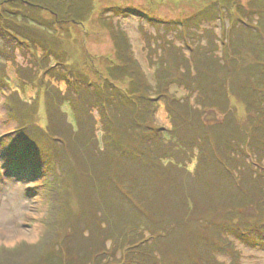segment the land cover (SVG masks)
<instances>
[{"label": "rangeland", "instance_id": "1", "mask_svg": "<svg viewBox=\"0 0 264 264\" xmlns=\"http://www.w3.org/2000/svg\"><path fill=\"white\" fill-rule=\"evenodd\" d=\"M86 1L52 0L57 22L0 0V264H264V0ZM117 33L149 84L133 87L154 114L136 116L161 128L158 166L140 167L136 147L102 152L105 122L128 125L110 102L132 88L112 71ZM77 93L89 101L74 110ZM23 120L49 136L36 156L20 157ZM113 181L136 203L108 194Z\"/></svg>", "mask_w": 264, "mask_h": 264}, {"label": "trees", "instance_id": "2", "mask_svg": "<svg viewBox=\"0 0 264 264\" xmlns=\"http://www.w3.org/2000/svg\"><path fill=\"white\" fill-rule=\"evenodd\" d=\"M72 1L73 0H69L68 4H70ZM29 3L30 4L28 5V8H30V9L35 8L39 11H43V10L51 11L54 15H56V17L55 16L54 17H55L57 22H64V21L60 20V18L58 17L59 14L56 12V10H54V5L52 4V0H29ZM85 3L87 4L88 1L85 0ZM1 4L2 3H0V5ZM5 17H7V16H5ZM78 17H79V15H78ZM78 17H76V19ZM80 17H82V16L80 15ZM244 17H245L244 15H238V18H244ZM7 19H8V17H7ZM35 20H36L37 24H41L40 22H37V21H40L41 19L35 18ZM47 23H48V21L47 22L45 21L44 25H47V26L50 25ZM249 24H250V22H247V26H249ZM7 27H8L7 24H4L2 28L7 34H9L11 36V38H15L16 34L18 35V33H21V35H25L28 42L29 41L33 42L36 47L38 45H40V47H42V48L46 47L45 44H43V42L46 41V39H41L38 35L37 36H30L29 34L27 35L24 31L20 32V30H17L18 32H15L16 30L14 31L12 29L14 32H11ZM26 29H29V27ZM115 37H116L115 38L116 52L118 53V62H120L121 65H117V67L115 66V68H112V71H114L117 68L123 69V71H121L122 75H123L122 77L130 76V78H132V84H130L132 88L129 89L130 92L125 97L119 96L117 93L114 95V93H113L110 96L112 98L110 100V102L112 104L115 102L116 110L118 111V113H121L120 119L123 117V120H126L128 125H127L126 129L121 127V129L123 128L124 130L118 131L117 129H113V125H112L113 122L110 125H108V124L106 125V122H105V125H103V129H104L103 136L105 139V141H104L105 148L102 149V152L108 156L111 155L112 152H114V158L113 159L116 160L117 155H120V153H124L125 155L129 154V150L132 151V149L134 147H136L138 157L140 160H142L140 167H144V166L150 167L146 160H150L151 162H154V164L155 165L157 164V166H158L160 163H162V162H160V159H163V157L160 158V156L157 154L156 150L154 151L153 144H150V143L152 141H155V140H159V139L163 140L164 139L163 133L160 134L161 128H158V130H157V128L155 127V129H156L155 132H157V134L155 132L150 134L149 132L141 129L142 121L138 116H136V108L137 107L140 108L139 109V115L141 117H144L145 115L146 116H152L154 114V111H152L153 106H151V108H150V106H148L152 102H146V99H150V98L148 96H142L143 94L138 93L139 89H141V91H143V90L148 91L147 86L149 84H148V82H145V79L143 77L144 75L142 74L141 69H138V62L134 59V57L130 53V50L126 49V47L128 45L127 36L125 34L121 35L120 33H117V35ZM18 38H22V37L20 36ZM25 40L26 39H24L23 43H25ZM49 51H51V50H49ZM52 77H55V76H52ZM112 78L114 80H116L119 77L113 75ZM105 85L109 86V87L106 86V89L111 90V93H112L113 87H111V86L113 85V83L110 84V80L108 79L105 81ZM133 85H134V87H138L139 89L135 90ZM142 87H145V88L143 89ZM99 92H100V90L98 89V93ZM90 94L92 95L93 93H90ZM102 94H103V97L100 98V100L102 99V101L99 102V104H100L99 107L102 111V113H101L102 116H104L107 114V111L109 110V106H108V103L106 101V99L108 98V96H105L106 92H103ZM165 95L167 96L168 94L166 93ZM65 98H67V97H65ZM91 99H92V97L90 98V101H91ZM227 99H228V97H227ZM69 100L72 101L73 109L78 110V108L82 107L83 104H86L89 101V98L86 99L85 101H82L81 95H79L77 93V96H75L74 94H71ZM173 100H176V98H174ZM225 100H226V98H225ZM220 102H221V100H220ZM133 112L135 113V115L133 117H130V113H133ZM55 120H56L55 121L56 123H60L59 121L57 122V119H55ZM78 123L81 124L82 123L81 120H79ZM117 124L120 125V123H117ZM20 125H21V127L18 129V135L22 139L20 141L21 146H22L21 150L23 151V153H25V155H22L20 157L25 158V157H28V155H30V154L36 156V155H38L37 151H40L42 153L43 150H45L44 143L46 145V143H47L46 140L49 137L46 134V132L42 131L43 128L38 130V128L30 127L24 120L22 122H20ZM79 127H81V125ZM163 128H165V126H163L162 129ZM34 131H35V133H34ZM116 131H118L119 134ZM32 133H34L33 136H31ZM29 134L31 136L29 139H33V142L24 140V139H28ZM117 135H119V136L117 137ZM123 137H126L127 140L129 139L128 143H125L124 145L122 144V140L118 139V138H123ZM62 139L66 141L65 138H62ZM189 139L193 141L194 138L189 136ZM28 142H29V144H28ZM49 144L51 145V147H53L51 142H49ZM34 146H37L39 148V150H36V147H34ZM260 149H261V147H260ZM262 149H264V148H262ZM141 153H144V154H141ZM246 153L251 155L250 150H247ZM21 154H22V152H21ZM116 161H118V159ZM254 164L261 166L258 163H254ZM157 169H158L159 173L162 175V178L163 177L166 178V173H165L164 169L158 168V167H157ZM146 170L149 171V175H150L151 171L148 169H146ZM226 170L231 172V169L229 167H226ZM112 175H114V173H112ZM152 180L156 181L157 178L152 177ZM152 180L150 179V181H151L150 187H152V183H153ZM130 182L131 181H124V182H122V181L121 182H114L113 181V184L111 183L108 185L109 186L108 187V194L113 193V190L115 188L118 191L117 194L120 195V193H121L122 195H125L126 197H128V199L130 201H132L133 203H136V198L133 195L126 194L127 187H128L127 185ZM135 187H137V186H135ZM109 189H111L112 192H110ZM118 199L121 200V197ZM105 213H106L105 218H107V212H105ZM236 229L238 232V228H236ZM249 231H251L249 229V226H239V234L248 235ZM204 239L206 240V238H204ZM207 243L210 245L209 242H207ZM211 251H212V249H211ZM103 252H105V251H103Z\"/></svg>", "mask_w": 264, "mask_h": 264}, {"label": "bare ground", "instance_id": "3", "mask_svg": "<svg viewBox=\"0 0 264 264\" xmlns=\"http://www.w3.org/2000/svg\"><path fill=\"white\" fill-rule=\"evenodd\" d=\"M0 221H1V220H0ZM3 228H4V227H3ZM34 231H35V230H34ZM8 232H9V231L6 232V230H5V233L2 232V236H3V237H8V238L11 239L12 236H10V233H8ZM32 232H33V231H32ZM35 233H36V231H35ZM35 233H33V235H35ZM16 234H17V233H16ZM20 234H22V233H20ZM14 236H15V235H14ZM12 240H13V239H12Z\"/></svg>", "mask_w": 264, "mask_h": 264}]
</instances>
